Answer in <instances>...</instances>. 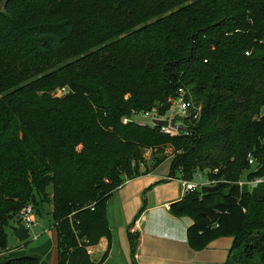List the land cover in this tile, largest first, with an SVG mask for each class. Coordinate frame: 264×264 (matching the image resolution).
<instances>
[{
	"label": "trees",
	"instance_id": "trees-1",
	"mask_svg": "<svg viewBox=\"0 0 264 264\" xmlns=\"http://www.w3.org/2000/svg\"><path fill=\"white\" fill-rule=\"evenodd\" d=\"M1 5L2 250L26 205L38 213L49 205L58 264H103L113 238L109 199L128 180L158 168L167 156L157 154L171 145L168 177L206 173L219 180L214 191H189L170 204L173 215L194 220L190 246L202 250L233 236L226 264H264V182L238 184L264 178V0ZM180 87L202 106L191 135L122 122L133 111L164 112ZM147 149L152 156L145 160ZM102 238L108 248L96 261L90 251ZM131 238L134 254L137 238ZM0 264L40 262L26 255Z\"/></svg>",
	"mask_w": 264,
	"mask_h": 264
},
{
	"label": "crops",
	"instance_id": "crops-1",
	"mask_svg": "<svg viewBox=\"0 0 264 264\" xmlns=\"http://www.w3.org/2000/svg\"><path fill=\"white\" fill-rule=\"evenodd\" d=\"M169 168L163 173L157 168L149 174L128 180L111 196L107 211L113 238L109 256L103 264L115 258L117 242L114 229L118 227L128 231L129 241L125 246H128L127 254H130L133 264H226L234 243L233 236L218 237L202 250L190 246L188 228L194 223L193 218L176 216L170 211V204L183 196L181 178L176 175L168 177V181L157 183L166 178ZM144 204L146 209L136 218ZM132 234L137 238L134 254ZM107 248L108 239L102 238L92 248V258L100 260Z\"/></svg>",
	"mask_w": 264,
	"mask_h": 264
},
{
	"label": "rangeland",
	"instance_id": "rangeland-1",
	"mask_svg": "<svg viewBox=\"0 0 264 264\" xmlns=\"http://www.w3.org/2000/svg\"><path fill=\"white\" fill-rule=\"evenodd\" d=\"M2 8V5L0 6ZM63 89L58 91L57 94L61 95ZM1 96V95H0ZM264 116V109L262 111ZM175 151L171 145H168L165 149V152L158 153L157 156L166 155V160L158 167L160 172H165L168 170L170 162L175 156ZM145 160H148L152 156L151 151H146L144 153ZM153 161H149V164L152 166ZM157 169V168H156ZM155 170V169H154ZM153 170V171H154ZM169 175V174H168ZM168 175L164 179H168ZM177 175L179 173L177 172ZM246 176V171L243 175V178ZM196 183H201L205 185L208 184V177L206 173H200L195 176L192 180ZM216 185L219 180L215 179ZM54 218L52 215V208L49 205H45L43 210L40 213L34 211V222L29 228L30 237L25 241H19L18 238L14 235L13 230L8 228V238H7V249L6 252L1 254L4 250L0 248V259L4 260L6 257H19V256H34L38 258L40 264H58V252L56 244V233L54 228ZM128 231L122 227L114 229V238L117 242L114 252V259L110 258L104 264H133L130 254H127V247L125 243L129 241L127 237ZM92 249L90 253H92Z\"/></svg>",
	"mask_w": 264,
	"mask_h": 264
},
{
	"label": "built area",
	"instance_id": "built-area-1",
	"mask_svg": "<svg viewBox=\"0 0 264 264\" xmlns=\"http://www.w3.org/2000/svg\"><path fill=\"white\" fill-rule=\"evenodd\" d=\"M202 106L196 101L193 92L186 87H180L175 95L168 98V106L164 112H160L157 107H154L150 111L137 112L133 111L131 115L123 116L122 122L124 124L135 123L138 125L149 126L158 129L160 132L170 135V136H181V135H191L193 133V125L201 114ZM143 117H150L151 122L143 120ZM153 120L164 121L166 125H158ZM146 151H151L147 149ZM249 162L255 164V159L250 156ZM182 193L183 195L189 191L200 190L205 184L196 183L192 180L181 179ZM209 185H214L216 183L215 179H208ZM264 182L263 177H254L251 179H240L238 181L239 186L242 188L248 186L249 188H254L260 183ZM169 207V204L165 205ZM34 207L32 204L26 205L22 210V223L25 224L27 229L31 227L34 222Z\"/></svg>",
	"mask_w": 264,
	"mask_h": 264
},
{
	"label": "water",
	"instance_id": "water-1",
	"mask_svg": "<svg viewBox=\"0 0 264 264\" xmlns=\"http://www.w3.org/2000/svg\"><path fill=\"white\" fill-rule=\"evenodd\" d=\"M143 120L147 121V122L152 121V119L150 117H143ZM153 121L160 126L167 124L164 121H157V120H153ZM217 188H218V186H216V185H204V186H202L201 191H202V193H207V192L214 191ZM13 233L18 238L19 241H25V240L29 239V237H30L29 230L27 229L25 224H23L22 222H20L18 224L17 228L13 230Z\"/></svg>",
	"mask_w": 264,
	"mask_h": 264
}]
</instances>
